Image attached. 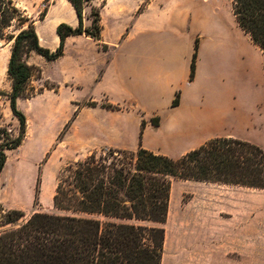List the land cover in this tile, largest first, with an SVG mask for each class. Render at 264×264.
<instances>
[{
    "label": "rangeland",
    "instance_id": "obj_1",
    "mask_svg": "<svg viewBox=\"0 0 264 264\" xmlns=\"http://www.w3.org/2000/svg\"><path fill=\"white\" fill-rule=\"evenodd\" d=\"M12 1L24 17L33 21L40 45L54 51L58 45L55 28L44 18L55 6V14L71 23L68 9L58 3L63 0ZM103 2L93 0L91 4L100 8ZM213 2L224 53L229 52L231 59L234 56L235 63L234 73L228 74L225 68L219 76L217 92L223 122L216 125L215 133L264 150L263 58L238 28L230 0ZM82 12L83 25L88 26L90 8L84 7ZM120 18L117 23L104 14V44L115 40L118 28L121 33L116 43L128 34L130 23L124 26V18ZM202 31L204 37H209L208 24ZM96 44L83 35L72 37L65 40L63 55L54 61L29 53L27 62L38 69L39 75L35 72L30 82L35 94L16 100L26 127L20 145L5 151L0 173V205L4 212L21 211L23 219L33 213L57 214L52 197L67 166L91 152L119 149L116 146L130 136L133 120L103 109L107 99L92 84L94 64L101 55ZM9 48L10 43L0 41V53ZM9 93L10 80L0 61V128L14 137L18 121L9 108ZM92 101L95 107L88 106ZM121 107L134 105L128 101ZM119 129L123 131L119 133ZM170 184L167 213L160 225L164 231L161 264H264V190L175 179ZM35 189L38 194L34 201Z\"/></svg>",
    "mask_w": 264,
    "mask_h": 264
},
{
    "label": "trees",
    "instance_id": "obj_2",
    "mask_svg": "<svg viewBox=\"0 0 264 264\" xmlns=\"http://www.w3.org/2000/svg\"><path fill=\"white\" fill-rule=\"evenodd\" d=\"M66 1L77 23L74 27L57 24L58 45L51 51L39 44L33 21L24 17L12 0H0V41L10 43L7 99L18 121L17 136L0 128V173L5 151L16 149L25 135V117L16 108V100L35 94L30 82L39 71L28 64L29 53L54 61L63 55L66 38L77 35L96 41L100 51H106V45L99 42L102 25L93 0ZM144 6L142 3L137 12ZM84 7L90 8L88 26L83 25ZM231 13L264 61V0H231ZM197 49L195 38L190 81ZM178 103L176 92L170 106ZM95 105L92 101L88 106ZM102 108L122 109L110 103ZM149 122L156 127L159 118L154 116ZM64 173L52 197L57 214L33 213L23 219V212H4L0 205V228H4L0 231V264H161L164 231L160 225L167 213L171 179L264 190V150L231 137L209 139L177 158L155 154L140 145L134 151L108 148L91 152L67 166ZM37 194L35 189L34 201Z\"/></svg>",
    "mask_w": 264,
    "mask_h": 264
},
{
    "label": "crops",
    "instance_id": "obj_3",
    "mask_svg": "<svg viewBox=\"0 0 264 264\" xmlns=\"http://www.w3.org/2000/svg\"><path fill=\"white\" fill-rule=\"evenodd\" d=\"M58 3L68 9L72 22L55 14V6L46 13L45 22L51 28L64 22L76 25L71 5L66 0ZM142 3L144 8L137 12ZM99 11L100 23L104 14L117 23L120 17L124 18V26L130 23L128 34L119 43H116L121 33L119 28L114 41H105L106 51H100L92 73L93 86L101 89L108 103L121 107L130 101L134 105L131 109L115 111L116 115L128 117L134 123L127 141L116 147L133 151L140 145L155 154L177 158L209 139L223 137L215 133L216 125L223 122L218 80L225 68L228 74L234 73L235 63L234 56L231 59L229 52L224 53L218 10L213 0H104ZM205 24L210 27L209 37L202 33ZM102 31L103 27L100 44H104ZM72 37L81 35L67 37L66 41ZM195 38H198V49L190 81L189 64ZM8 57L9 49L0 53L5 67ZM176 92L179 103L171 107ZM154 116L159 118L156 127L149 122ZM141 121L143 127H140Z\"/></svg>",
    "mask_w": 264,
    "mask_h": 264
}]
</instances>
